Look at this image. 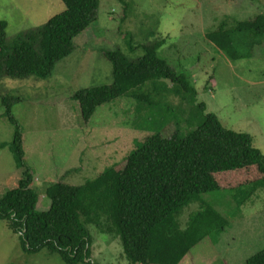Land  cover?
Here are the masks:
<instances>
[{"label":"rangeland","instance_id":"rangeland-1","mask_svg":"<svg viewBox=\"0 0 264 264\" xmlns=\"http://www.w3.org/2000/svg\"><path fill=\"white\" fill-rule=\"evenodd\" d=\"M124 1H99L95 21L74 39V51L58 63L49 79H0V144H5L0 148V198L16 187L22 173L8 148L13 128L1 106L6 89L25 99L12 107L11 114L22 132L24 163L38 180L34 189L41 212L51 205L45 191L49 185L63 182L79 187L92 182L127 161L151 135L170 136L179 129L185 136L206 114L215 115L224 128L252 137L264 157V40L253 57L234 60L206 37L224 20L231 25L264 14V0ZM64 10L61 0H0L6 42L38 31ZM129 34L134 52L126 39ZM161 40L165 43L160 56L177 72L189 75L194 99L170 82H151L130 96L100 106L83 122L77 103L66 93L112 83L111 63L99 49H119L135 59L143 54V45ZM59 94L64 98L58 102ZM135 96H143L149 103ZM200 105L205 107L202 115ZM262 189L240 208L230 192L202 196L231 223L220 237L196 244L181 264H247L264 248ZM198 208L197 203L183 208L181 228H187L189 217ZM98 215L102 228L83 223L91 239V262L131 264L107 214ZM5 224L0 221V264H64L46 250L27 255Z\"/></svg>","mask_w":264,"mask_h":264},{"label":"trees","instance_id":"trees-1","mask_svg":"<svg viewBox=\"0 0 264 264\" xmlns=\"http://www.w3.org/2000/svg\"><path fill=\"white\" fill-rule=\"evenodd\" d=\"M61 1L64 11L50 17L38 31L16 35L9 43L6 21L0 20V79L47 80L58 63L74 51V39L95 21L100 0ZM129 35L126 39L134 52ZM206 37L234 60L251 58L264 40V14L231 25L224 20ZM164 43L143 45V54L135 59L119 49H99L111 63L112 83L66 93L77 103L82 121H89L100 106L130 96L151 82H170L194 99L189 75L177 72L160 56ZM4 95L3 116L13 128L8 148L22 173L16 187L0 198V221L17 235L27 255L46 250L64 264H93L91 239L83 223L102 228L101 213L107 214L120 235L131 264H181L196 244L220 237L231 223L202 196L230 192L240 208L264 188V157L252 137L228 130L215 115L206 114L185 136L179 129L170 136L161 132L151 135L127 161L92 182L79 187L63 182L49 185L45 191L50 208L38 211L36 179L24 163L22 132L11 114L12 107L25 99L7 89ZM59 95L58 102L64 98ZM135 98L149 103L143 96ZM203 112L205 107L200 105V115ZM3 147L5 144H0ZM192 203L199 208L183 229L180 213ZM247 264H264V248Z\"/></svg>","mask_w":264,"mask_h":264},{"label":"crops","instance_id":"crops-1","mask_svg":"<svg viewBox=\"0 0 264 264\" xmlns=\"http://www.w3.org/2000/svg\"><path fill=\"white\" fill-rule=\"evenodd\" d=\"M37 181H38V180L36 179V180H35V183H36ZM38 211H39V210H38Z\"/></svg>","mask_w":264,"mask_h":264}]
</instances>
